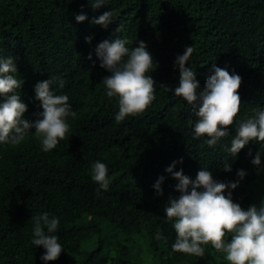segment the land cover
Returning a JSON list of instances; mask_svg holds the SVG:
<instances>
[{"label":"trees","instance_id":"trees-1","mask_svg":"<svg viewBox=\"0 0 264 264\" xmlns=\"http://www.w3.org/2000/svg\"><path fill=\"white\" fill-rule=\"evenodd\" d=\"M106 11L114 15L107 28L92 23ZM78 14L87 18L77 22ZM116 37L127 39L129 50L146 43L153 58L146 75L156 81L149 108L120 123L118 97H107L102 79L109 73L95 51ZM186 46L194 49L186 66L201 89L214 65L242 77L240 112L214 147L207 136L193 138L197 117L170 90L179 86L174 63ZM0 54L14 59V75L23 81L16 92L27 105L25 119L40 118L35 85L50 77L64 80L53 89L69 97L76 113L67 118V139L48 152L34 129L17 146L0 143V264H45V249L32 243L33 217L45 212L59 219L51 235L64 249L47 264H229L210 244L203 245V257L172 250L174 221L164 208L169 196L180 195L179 181L165 169L183 158L174 172L182 169L194 180L205 168L225 182L244 169L233 201L247 210L264 200V145L250 142L237 156L227 151L240 121L264 108V0H107L96 9L88 0H0ZM249 149L261 154L259 173ZM97 160L108 166L107 191L92 180ZM161 176L163 195H156Z\"/></svg>","mask_w":264,"mask_h":264},{"label":"clouds","instance_id":"clouds-1","mask_svg":"<svg viewBox=\"0 0 264 264\" xmlns=\"http://www.w3.org/2000/svg\"><path fill=\"white\" fill-rule=\"evenodd\" d=\"M88 2L94 9L107 4V0ZM86 18L85 14L75 16L77 22H83ZM113 21V12L106 11L94 18L92 23L107 28ZM122 29L123 25H119L115 31L120 32ZM85 40L91 43L92 37H85ZM128 43L127 39L116 37L112 41H102L95 49L100 67L109 73L102 79L106 95L109 98L118 97L119 110L115 116L117 123L129 116L143 114L156 98V81L152 76L146 75L153 65L146 43L141 40L131 50L126 47ZM193 51L192 46H186L183 54L176 57L174 68H179V86L170 90L177 97H182L197 117L193 126V138L207 136L205 142L209 147H214L221 138L229 135V127L235 123L240 112L242 99L239 88L242 77L235 72L230 73L227 66L222 68L214 65L201 89L195 73L186 66ZM15 73L17 67L14 59L0 54V96L5 97L0 102V143L17 146L34 129L44 152L55 149L60 141L67 139L70 131L67 118L76 115L71 110L69 97L58 95L53 89L57 82L63 88L64 80L50 77L36 83V99L41 102L43 111L38 114L40 118L30 121L24 118L27 105L16 92L21 89L23 81ZM253 141L264 145V108H256L253 116L240 121L227 151L231 156H237L241 149ZM248 155L253 157L251 163L259 173L262 165L260 152L256 151L253 156L249 149ZM182 162L183 158L173 161L165 169L179 181L175 188L180 195L175 198L169 196L164 208L167 219L174 221L172 227L176 239L172 250L203 257V245L210 244L217 252L225 254L229 264H264V200L259 207L253 203L245 210L232 199V190L239 186L247 172L238 169V179L225 182L214 179L212 172L203 168L193 180L182 169L173 171L176 164ZM223 170L230 172L231 163L225 162ZM91 171L92 180L99 185V189L107 191L110 184L108 166L97 160L92 164ZM164 179L163 176L159 177L153 185L156 195H163ZM33 220L32 243L45 249L40 259L45 264L57 260L64 249L58 242V237L51 233L57 231L59 219L50 218L45 212L33 217ZM160 238L162 237L158 232L157 239Z\"/></svg>","mask_w":264,"mask_h":264},{"label":"rangeland","instance_id":"rangeland-1","mask_svg":"<svg viewBox=\"0 0 264 264\" xmlns=\"http://www.w3.org/2000/svg\"><path fill=\"white\" fill-rule=\"evenodd\" d=\"M109 227L107 225V223H104V229L107 230Z\"/></svg>","mask_w":264,"mask_h":264}]
</instances>
